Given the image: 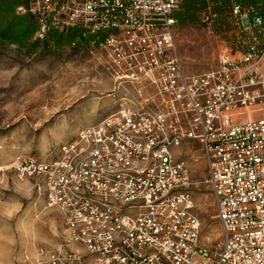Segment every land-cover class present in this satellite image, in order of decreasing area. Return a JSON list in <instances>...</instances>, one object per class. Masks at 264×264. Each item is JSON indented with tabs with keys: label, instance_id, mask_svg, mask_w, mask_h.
I'll return each instance as SVG.
<instances>
[{
	"label": "built area",
	"instance_id": "built-area-1",
	"mask_svg": "<svg viewBox=\"0 0 264 264\" xmlns=\"http://www.w3.org/2000/svg\"><path fill=\"white\" fill-rule=\"evenodd\" d=\"M24 2L17 14L38 20L36 39L71 27L103 37L125 96L56 158L15 166L21 180L41 183L45 208L66 227L36 264H264V0H232L224 34L212 7L202 11V27L220 41L217 67L202 74H188L178 50L183 0ZM200 158L222 229L216 250L202 243L196 212Z\"/></svg>",
	"mask_w": 264,
	"mask_h": 264
},
{
	"label": "rangeland",
	"instance_id": "rangeland-1",
	"mask_svg": "<svg viewBox=\"0 0 264 264\" xmlns=\"http://www.w3.org/2000/svg\"><path fill=\"white\" fill-rule=\"evenodd\" d=\"M176 41L188 74L217 67L220 41L202 25L176 29ZM108 62L104 50L89 46L31 54L0 46V264H36L40 248L53 250L66 239L60 214L45 208L41 183L21 180L15 166L26 157L56 158L82 129L120 109L125 96L115 91ZM190 144L196 147L186 151L199 157L200 146ZM192 173L199 183L194 200L202 243L216 250L222 229L214 196L203 183L209 173L202 158L192 163Z\"/></svg>",
	"mask_w": 264,
	"mask_h": 264
},
{
	"label": "trees",
	"instance_id": "trees-1",
	"mask_svg": "<svg viewBox=\"0 0 264 264\" xmlns=\"http://www.w3.org/2000/svg\"><path fill=\"white\" fill-rule=\"evenodd\" d=\"M251 6H257L263 0H236ZM232 0H183L180 9L175 14L176 29L200 24V14L211 6L219 18L215 26L217 34H224L230 28V13ZM25 5L24 0H0V46H15L28 54L42 49L63 47L89 46L92 49L100 47L98 35L88 33L83 28L71 27L65 30L52 29L44 40L36 39L39 28L38 20L31 15L17 14V8ZM95 43V45H93Z\"/></svg>",
	"mask_w": 264,
	"mask_h": 264
}]
</instances>
